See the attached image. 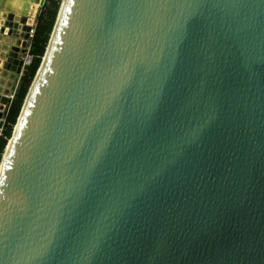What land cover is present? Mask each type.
<instances>
[{
	"label": "water",
	"instance_id": "1",
	"mask_svg": "<svg viewBox=\"0 0 264 264\" xmlns=\"http://www.w3.org/2000/svg\"><path fill=\"white\" fill-rule=\"evenodd\" d=\"M21 117L0 264H264V0H69Z\"/></svg>",
	"mask_w": 264,
	"mask_h": 264
},
{
	"label": "trees",
	"instance_id": "2",
	"mask_svg": "<svg viewBox=\"0 0 264 264\" xmlns=\"http://www.w3.org/2000/svg\"><path fill=\"white\" fill-rule=\"evenodd\" d=\"M62 1L46 0L40 11L36 22L35 34L30 48L32 61L29 68L21 75L18 86L14 92V98L10 102V110L8 113V123L4 130V136L0 139V164L3 159L5 148L9 139L13 135L14 128L18 121L25 99L33 80L41 66L43 57L46 53Z\"/></svg>",
	"mask_w": 264,
	"mask_h": 264
},
{
	"label": "rangeland",
	"instance_id": "3",
	"mask_svg": "<svg viewBox=\"0 0 264 264\" xmlns=\"http://www.w3.org/2000/svg\"><path fill=\"white\" fill-rule=\"evenodd\" d=\"M11 2L13 4L22 2L24 6L26 5V8H23V6H21L19 11L14 8L16 11V15L27 17L28 19L32 18L33 26H35L40 11L43 8L46 0H0V13H1L0 14V94L8 95V96H12L14 94L15 89L18 86V82L20 79L19 77L25 72V68L23 69L22 67L23 66L22 58L27 54V50L29 46L28 43L29 41L27 37L28 35L23 37L22 34L23 29L18 31L15 30L13 33L9 31L8 27L7 30L5 31L1 29L2 21L6 19L5 17L2 16V14H5L7 12H13L10 11L9 9H6L7 6L11 5ZM29 32L30 31H28V33ZM14 53L17 54L20 60V64L18 66L19 70H15V71L11 70V65H6L8 62L10 64H13L12 60ZM3 105L4 104L1 105V108H4V111H0L1 116L4 115L8 109V105H6V107H4Z\"/></svg>",
	"mask_w": 264,
	"mask_h": 264
},
{
	"label": "bare ground",
	"instance_id": "4",
	"mask_svg": "<svg viewBox=\"0 0 264 264\" xmlns=\"http://www.w3.org/2000/svg\"><path fill=\"white\" fill-rule=\"evenodd\" d=\"M68 1H69V0H62V11L64 10L65 5L67 4ZM11 3H12V2H11ZM19 3H20V2H19ZM26 4H27V3H26ZM18 7H20V6H18ZM6 9H9L10 11H13L14 7H12V6L10 5V6H7ZM11 13H12V12H11ZM0 14H1V13H0ZM7 14H8V13L2 14V16H3V17H6ZM61 14H62V13H61ZM23 18H27V17H23ZM1 29H2V27H1ZM22 34H23V37H25V36L28 35V31L26 30V28L22 31ZM55 35H56V33H54V35H53V37H52L51 44H52V43L54 42V40H55ZM50 49H51V46H50V48L48 49V53L46 54V57H45L44 61L46 60L47 57H49ZM25 108H26V105H25V107H24V110H25ZM24 110H23V112H24ZM23 112H22V115H21V116H23ZM21 120H22V117L20 118V120H19V122H18V124H17V126H16V128H15V131H14V133H13L12 138L9 139L8 144H7L6 148H5L4 155H3V162H2L1 167H0V180H1V177H2V175H3V173H4V170H5V161L8 159V157H9V155L11 154V152H12V150H13V147H14V145H15V140H16V137H17L18 131H19V129H20Z\"/></svg>",
	"mask_w": 264,
	"mask_h": 264
},
{
	"label": "built area",
	"instance_id": "5",
	"mask_svg": "<svg viewBox=\"0 0 264 264\" xmlns=\"http://www.w3.org/2000/svg\"><path fill=\"white\" fill-rule=\"evenodd\" d=\"M35 26L32 25V29L30 30V32L28 33V43H29V46H28V50H27V54L22 58L23 60V69L26 65H29L32 61V55L30 53V48H31V45H32V42H33V38H34V34H35ZM10 97V102L12 101V99L14 98V94L12 96H9ZM10 102L8 105V109L7 111L5 112L4 115H0V139L4 136V130H5V127L8 123V113H9V110H10ZM1 105L0 104V111H4V108H1ZM4 107H6V105H3Z\"/></svg>",
	"mask_w": 264,
	"mask_h": 264
},
{
	"label": "flooded vegetation",
	"instance_id": "6",
	"mask_svg": "<svg viewBox=\"0 0 264 264\" xmlns=\"http://www.w3.org/2000/svg\"><path fill=\"white\" fill-rule=\"evenodd\" d=\"M11 6L14 7L15 9H17L18 11L20 10L21 6H23V8H26V5L24 6V5L22 4V2L17 3V4H13V3H11ZM18 6H20V7H18ZM15 9H13V12H12V13L15 12L14 14H16Z\"/></svg>",
	"mask_w": 264,
	"mask_h": 264
},
{
	"label": "crops",
	"instance_id": "7",
	"mask_svg": "<svg viewBox=\"0 0 264 264\" xmlns=\"http://www.w3.org/2000/svg\"><path fill=\"white\" fill-rule=\"evenodd\" d=\"M1 10H2V9H1ZM2 11H3V10H2ZM5 12H6V11H5ZM7 13H11V12H7ZM13 14H14V13H13ZM18 77H19V76H18ZM20 77H21V75H20ZM20 77H19V78H20Z\"/></svg>",
	"mask_w": 264,
	"mask_h": 264
}]
</instances>
